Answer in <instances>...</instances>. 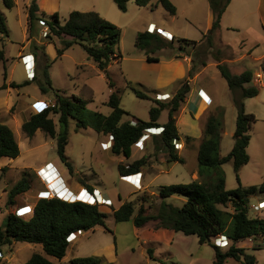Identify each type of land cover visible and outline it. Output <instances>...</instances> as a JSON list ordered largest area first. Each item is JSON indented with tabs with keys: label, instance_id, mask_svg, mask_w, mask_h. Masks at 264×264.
I'll list each match as a JSON object with an SVG mask.
<instances>
[{
	"label": "rangeland",
	"instance_id": "1",
	"mask_svg": "<svg viewBox=\"0 0 264 264\" xmlns=\"http://www.w3.org/2000/svg\"><path fill=\"white\" fill-rule=\"evenodd\" d=\"M200 1L201 3L195 4L185 0H172L171 3L178 9L177 14L172 16L161 7L158 0H151L150 5L146 8L136 6L134 0H128L125 13L119 11L112 0H38L39 12L32 23L30 33L27 23V8L31 0H16V5L12 9H6L2 0H0V11L5 18L9 33L8 38H5L4 41L7 74L11 73L16 82H22L25 79L23 73L25 62L22 57L20 58L21 63H18V53L24 45V50L29 49L39 55L41 66L38 73L40 78L38 79H42L41 73L45 66L43 53L45 51L43 50L44 52L42 53L39 43L49 42L56 48L60 47L58 38L52 37L51 40L42 38L43 30L48 27L45 21L49 20L54 13L58 14L62 24L72 11H93L99 13L102 18L121 30L120 41L115 54H120L122 58L109 66L108 74L115 82L117 88L124 89L121 95L120 107L129 114V116L124 117V121L132 117L147 121L149 120L150 108L155 106L156 95H154L155 92L152 90L155 74L138 70L139 61L136 58L142 57L144 59L145 52H141L135 47L136 35L139 32H143V29L150 22L156 23L158 27L171 23L173 27L182 28L179 34H175L177 38L181 37L186 40L198 41L207 26L209 10L207 0ZM251 5L250 9L254 11L255 7L253 4ZM235 8H238L237 1L233 2L225 13L222 20L221 33L218 35L216 32L213 35L212 47L207 45L205 38L200 41V44L197 42L195 45L188 46L180 43L177 38L169 41L158 33L156 34L161 36L166 42L172 43L171 46L163 49L166 55L175 53L178 50V45L182 44L185 47L183 52L191 54L197 64L201 60L206 62L217 61L226 66L232 75H239L246 69L252 71L253 81L246 84L245 87H257L259 94L256 97L244 99L243 103L245 111L253 114L256 122L249 131L250 142L247 148L249 162L243 166L238 176L241 186L248 188L250 186H259L264 181V68L263 61L256 59L264 54V40L260 39L253 48L242 46L249 43L248 40H250L253 27L251 25L253 22L251 21L255 20V14L246 16L243 21L235 14ZM167 19H173V21L168 22ZM225 24L230 25L229 27L232 28H225L227 27ZM241 40L244 42L239 44ZM47 58L51 62L48 72L52 87L55 90H58L61 95L68 98L73 95L81 98L86 102V110L90 113L98 112L105 116L111 113V108L105 104L110 95L105 74L97 69L95 63L87 56L80 45H73L61 57L56 55L53 59L48 56ZM126 72L132 77H138L135 79L142 81V84L130 82L132 80L126 77ZM205 72L208 78L212 79L211 85L216 89L220 99L218 109L220 110L223 123L220 155L226 156L231 151L234 142L233 133L237 109L234 102L228 97L229 89L219 70L214 66L209 67ZM4 81V68L0 65V86ZM178 86V81L173 82L168 86V90L173 93L172 91ZM131 88L145 94L147 98L137 97ZM38 91L40 90L36 81L29 86L25 85L18 89L16 88L15 91L16 95H18V92L21 99L31 104L30 111L34 114L40 111L39 103L36 102L39 97ZM231 93L233 99L240 96V91ZM50 94V91L46 93L45 100L50 101L53 99L54 95L51 94L52 96H49ZM170 100L171 98L160 102L167 103ZM213 113H215V110ZM179 115L180 110L176 113V118H179ZM51 118L57 123V116H51ZM184 118H193V116L189 115V117ZM167 119L168 111L164 110L161 112L158 122L164 124ZM133 122L135 121L133 120ZM202 130V120L194 123L191 119H188L184 123L180 122L178 124L180 139L175 142L181 141L185 145L181 151L175 148V153L183 158V163H168V153L164 156L162 153H165V151H162V149L155 151V157L152 156L151 161L162 162V165L160 166L161 171H159L157 176L155 174H148L147 176V180L151 183L149 189L154 193L152 195L150 192H143L142 190L137 193L131 192L132 188L126 183L139 188V179L137 182L136 176L128 177L123 180L126 183L120 180L117 166L123 164H118V162L126 159L114 156L110 149L105 151L100 142H106L108 138L97 134L90 128L75 131V122L70 121L65 155L73 167L71 174L68 173L57 156L56 140L46 136L41 131H38L33 138H28L21 129H15L14 135L20 147V155L18 158L8 161V168L0 170V225L10 213L17 214V212H20L18 214L22 215V213L28 212V208L32 211L34 207L32 203L35 202L39 191L44 189V186L39 185L36 178L33 177L32 171L28 167H33L38 161L43 159L57 160L61 163L63 170L67 172L65 173L66 182L72 185L70 186L71 190H62V196L72 201L93 202L94 199L91 195L88 193L80 195L77 191L78 188L74 186V184H78V181L82 182L85 179L93 186L98 187L103 193L106 191L113 200L114 206L97 205L99 211L106 215L105 228L97 226L92 231L78 233L77 239L69 243L66 255L61 260L48 257L53 264H71V260L74 258L88 256L97 257L104 264H213L214 249L209 245H200L196 236H186L180 232L162 229L154 221L146 223L141 228H136L133 218L126 222H115L112 214L113 210L124 201L133 203L134 215L141 204L146 208L147 214H155L160 203L158 198V188L160 186L190 183L192 181V173L197 171V149L201 141ZM186 137L192 138L193 143L188 145ZM141 144H143L142 141ZM152 144L156 145L154 138ZM140 155L133 147V155L128 162L138 159ZM221 171L225 178L226 189H236L238 183L232 162L229 161L223 164ZM75 175L79 177L76 178ZM23 177L28 179L31 184L30 189L26 193L17 196L13 206L8 205L10 189ZM57 187L59 189V186ZM119 194L120 201L117 200V195ZM96 195L99 202H102V199L108 200L102 197L99 192ZM44 196L42 194L40 198ZM48 196H50V193ZM142 197L143 201H141ZM166 201L180 207L185 199L172 196ZM23 204L27 205L23 206ZM29 204L33 205L32 208ZM256 204L264 205L263 195L260 193L249 197L248 216L250 218H255L257 215L261 217L264 213V208L260 212H255L250 208V206ZM220 208L228 212L232 211L230 205H227L226 209L221 206ZM29 217L30 214L24 216L23 219H28ZM214 239H212L213 243ZM262 243L261 238H255L252 241L245 240L241 243L242 247L247 249L246 252L255 257V264H264V248L254 249L256 246H262ZM228 247L221 248V250L226 251ZM36 251L42 252L40 245L14 243L9 248H2L3 258L0 259V264H23ZM148 251L151 252V256H149ZM226 264L240 263L228 259Z\"/></svg>",
	"mask_w": 264,
	"mask_h": 264
},
{
	"label": "trees",
	"instance_id": "2",
	"mask_svg": "<svg viewBox=\"0 0 264 264\" xmlns=\"http://www.w3.org/2000/svg\"><path fill=\"white\" fill-rule=\"evenodd\" d=\"M117 9L123 13L127 11L128 0H112ZM231 0H208L212 13L211 28L204 35L207 45L212 47L213 35L220 29L223 13ZM6 9L14 6L13 0H2ZM151 0H134L138 7H147ZM161 7L170 15L176 14V7L170 0H158ZM39 12L37 0H31L27 8L28 31L31 33L32 23ZM45 23L49 28L46 39L56 37L60 41V47L55 48L57 57H61L66 50L73 45H80L87 56L95 63L97 69L105 74L110 95L106 105L111 108V113L105 116L101 113H90L86 110V102L77 96L70 98L60 94L52 87L49 77L50 60L43 53L45 66L41 73L42 79L37 81L41 94L51 92L55 97V103L45 106L41 111L32 114L25 121L21 130L26 137L31 138L36 131L43 132L46 136L56 140V152L59 160L65 166L68 173L73 172V167L65 155L68 145L69 124L75 122V131L90 128L105 138L112 137L110 152L119 158L129 159L132 147L144 136L147 130L161 128V133L152 135L155 139V150H160L158 145L167 154L168 163H183L184 160L175 153V141H179V133L176 126V113L179 112L182 103L189 92L186 80L167 103L154 100L155 106L149 110V120L123 121L129 116L120 107L121 95L124 91L117 88L115 82L108 74V68L113 62L121 60L120 54H115L120 41L121 30L114 24L102 18L96 12L72 11L62 24L58 14L54 13ZM8 30L5 18L0 12V37H7ZM1 40V39H0ZM184 45H195L196 41L179 39ZM179 44L178 51L183 52L185 47ZM172 43L166 42L156 33L147 31L136 35L135 47L146 54L148 62H158L157 58L149 56L158 50H162ZM4 61V52L0 50V62ZM200 66H206L201 60ZM222 78L227 88L231 91H240V96L233 99L237 109L235 130L233 133V146L224 157L219 154L220 139L223 130L221 113L218 108L211 112L203 124L202 137L197 152L198 178L187 184L163 185L158 188L159 208L155 214H147L146 208L141 204L134 215V205L131 201L123 202L113 210L115 222H126L133 218L136 228H141L146 223L154 221L159 227L173 232H180L186 236H196L200 245H209L214 249L213 264H226L232 259L240 264H255L254 256L247 254L238 244L251 238H261L264 242V213L261 217L250 218L248 216L249 197L256 193L263 195L264 181L259 186L243 188L239 181V172L249 162L247 148L250 142L249 131L256 122L253 114L247 113L244 108V99L256 97L259 94L257 87H245L253 80V73L249 70L239 75H232L226 66L218 63ZM196 72V66L192 65L188 72V78H192ZM11 83L9 87L19 88L27 85ZM3 84L0 90L6 88ZM128 88V86H127ZM139 98H147L145 94L131 88ZM168 111V119L164 124H159L158 119L162 111ZM51 116H57V127ZM157 133V132H153ZM192 138L186 137V141ZM20 155V148L13 131L0 123V159H16ZM231 161L233 171L238 183L236 189L227 190L225 178L221 166ZM145 158L133 161L127 165H118L117 171L120 177L131 176L139 172L145 165ZM4 170V168L2 169ZM27 174V172H25ZM31 187L28 179L23 177L16 182L9 191L8 205L15 204V198L26 193ZM90 192L92 188L86 186ZM172 196L182 197L184 203L179 207L168 203L166 200ZM143 201V197L141 198ZM231 206L228 212L221 207ZM106 215L99 211L97 205H88L82 202H66L58 198L42 197L33 207V213L28 219L10 213L0 225V254L2 248H9L14 243H28L40 245L42 252H34L23 264H53L48 257L61 260L69 246L67 238L71 234L92 231L95 227L105 228ZM223 235L228 238V249L222 251L212 242L213 238ZM77 237V236H76ZM149 256L151 252L148 251ZM71 264H104L101 259L93 256L78 257L71 260Z\"/></svg>",
	"mask_w": 264,
	"mask_h": 264
},
{
	"label": "crops",
	"instance_id": "3",
	"mask_svg": "<svg viewBox=\"0 0 264 264\" xmlns=\"http://www.w3.org/2000/svg\"><path fill=\"white\" fill-rule=\"evenodd\" d=\"M185 1H187L189 3H195V4L201 3L200 0H198V1H196V0H185ZM236 1L238 2V8L237 9L235 8V14L241 20L244 21V18L246 16H249V15L252 16L253 13L255 14V20L254 21L250 20L251 22H253L251 24L253 27L251 29V33L252 34L250 35L251 36L250 40H248L249 43H248V45H242L243 47L253 48V47H255V44L260 39L264 40V0H231L229 5L227 6L225 12L222 15L221 22H220V29L217 31V34L219 35V33H221V29H222L221 27H223L222 20H223V17L225 15V13L229 9V7L232 5V3L236 2ZM13 2H14V6H15L16 5V0H13ZM207 2H208V0H207ZM37 3H38V0H37ZM204 3H203V5H204ZM251 4H253V6L255 7L254 11H252L250 9L252 7ZM176 9H177V7H176ZM176 14H177V11H176ZM175 15H173V16H175ZM167 21L168 22H170V21L172 22L173 19L172 20L167 19ZM211 24H212V13H211V9L209 7L207 26L205 27V29H204L205 31H204V33H202L200 39L198 41H196V42H199L198 44L201 43L200 41L203 40L204 35L211 28ZM150 25L154 26L156 29H161L162 31H165L167 34L172 35V37L175 38V39L177 38L175 34H179V32L182 30V28L173 27L171 23H168L167 25H164V26L160 25L161 27H158V25H156V23L150 22L147 25V27L145 29H143V31H147V29H148V27ZM225 26H227L225 28H232V27H229L230 25H228V24H225ZM8 36H9V33H8ZM8 36L7 37H0V39H1L0 40V50L2 49L3 52H4V41H5V38H8ZM177 39H183V38L178 37ZM254 39H257V40H254ZM243 42L244 41L241 40L239 44H242ZM39 44H40V46L44 47V51H45V53L47 54V56L50 59H53L56 56V54H55L56 53V50H55L56 47L53 44H51L49 42L48 43H44V44L40 42ZM24 49H25V46L23 45L21 47V49L19 50V53H18L19 62L18 63L19 64L21 63V61H20L21 57H23V56H32L33 61H34V78H33V80H28L26 78V72H25V69H24L23 73H24L25 79H23L22 82L14 81V79L12 77V74L11 73L7 74V71H6L7 69L5 68V64L7 62L6 57H5V52H4V61L0 62V65H2L3 68H4V80L5 81H4L3 84L7 85L6 88H3V89L0 90V123L8 126L13 131V133H14L15 129L16 130L21 129L22 124L25 121H27L29 119V117L32 114H34V113H31V111H30V105L31 104H29L27 101L21 99L20 98V94L18 92H17L18 95H16L15 94L16 88H11V87H9V85L11 83L22 84L24 82H28L27 85L29 86V85H31L32 82H34V81L37 82L39 80L38 78H40V77H38V73L40 71V66H41L39 55H37V53L32 51V50H29V49L24 50ZM141 52H144V51L141 50ZM164 53H166V52L162 49V50H158V51H156V52H154L152 54H149V56L157 58L158 62H148L146 60V54H145L144 59L142 57L136 58V60L139 61L138 70H140V71H149V72H152L153 74H155L154 75L155 76V81H154V86H153L152 90L155 92L154 95H156V100H157V95H160V96L166 95L165 96L166 98L168 96V98L166 100L172 98L173 95L177 92V90L182 85L181 84L182 81L186 80L188 82V85H189L190 89H189V92L187 94V97H186L185 101L182 103V105L180 107V115L178 116L179 118H176L177 129H178V124L180 122L184 123V121H186L188 119H191V121L194 122V123L200 122L202 120V122L204 124V122L207 119V116L211 112H214V110L216 108H218L219 105H220V99L218 97V93L216 92V89L213 87V85H211L212 79L210 77L208 78V76L205 74L206 73L205 71H207L209 67H214V66L216 67L218 62L217 61H215V62H213V61L212 62H209V61L206 62L205 61L206 62V66L202 67V66L199 65L200 62L198 64L194 62L193 57L189 53L180 52L178 50H176L175 53H172L173 55L171 53L169 55H166ZM256 59L258 61L259 60L263 61V68H264V54L259 56V57H257ZM192 65L196 66V72L194 73L192 78H188V72L191 69ZM22 67H23V65H22ZM126 77H128V79L132 80L130 82H136V83L142 84V81H140L139 79H135V78H138V77H132L127 72H126ZM177 81H178L179 86L174 91H172L173 93H171V91L168 90V86L171 83L177 82ZM160 90H163V91H160ZM38 92H39V97L36 99V102L39 103L40 110H42L45 106L50 105V103H52V104L55 103V97H53V99L50 100V101L49 100H45L46 94L43 95V94L40 93V91H38ZM199 93H200V95H203L205 99H203L199 95ZM49 96H52V95L50 94ZM228 97H229V99H231V101H233V95H232L230 90H229V93H228ZM161 101H165V100H161ZM189 115H192L193 118H184V117H189ZM136 119H138V118H133L132 117V118L127 119V120H130V122L132 123L133 120L135 121ZM123 121H124V119H123ZM158 121H159V119H158ZM56 127H57V123H56ZM12 128H14V129H12ZM38 131H36L35 135L38 133ZM178 133H179V131H178ZM152 135H153L152 133H147L146 135H144V138L142 139V143L143 144L139 143V145L141 147L137 148L136 146H133L136 149V151H138L141 154L140 157H138V159L145 158V160H146V163H145L144 167L139 172L136 173L137 182H138V179L140 181V185H139L140 187L139 188H135L134 186L126 183L125 181H123V177L119 176L121 181L125 182L127 185H129L132 188V190H131L132 193H137L139 190H142L143 192L146 191V192H150L152 195L154 194L149 189L151 187V183H149V181L147 180V176H148V174H155L157 176L159 171H161L160 170V166L162 165L161 164L162 162L158 163L156 161H154V162L151 161L152 160L151 159L152 156L155 157V151H156L155 150L156 145L152 144V142H153ZM33 137H31V138H33ZM106 140H104V141H106ZM108 140L106 142L101 141L100 144L101 143L102 144L103 143H107ZM149 143H151V144H149ZM179 143L182 145V148L178 149V151H181V150H183V147H184L185 143L181 142V141ZM192 143H193V140H191L187 144L190 145ZM109 144L111 146L112 141ZM133 147L131 149L130 158L126 159V160L122 159V160H120L118 162V164L125 165V164H130V163H132L135 160H138V159H134V160L128 162L132 158ZM158 147L160 149H162L160 147V145H158ZM198 148H199V145H198ZM105 151H107V150H105ZM162 151H165V150L162 149ZM197 152H198V149H197ZM166 154H167L166 151H165V153H162V155H164V156ZM219 154H220V150H219ZM221 157H224V156H221ZM6 159H8V158H1L0 159V170H2L3 168H8V164L7 163L11 159H9V160H6ZM60 162L57 161V160H46V159H43L41 161H38V163L36 165H34L33 167H28L29 169H31L32 175H33V177L36 178V180L38 181L39 185L44 186V189H41L40 191L38 190L39 191L38 196H37L35 202H33L32 204L35 205L37 200L40 198V195H42V194L45 195L44 197H48L49 194L46 191V186L47 185H51L50 186L51 190H53V192H57L59 190L57 186H59L58 183L60 181V183H62V182L65 183L66 187H68L69 190H71L70 186H72V185L68 184L66 182L67 180H66V176H65L66 174L65 173H67V172L65 170H63V168L61 167V163ZM47 164H50V169H51L52 173H54V174L50 175V176L49 175H43L44 177L48 178L46 181H44V179L40 178L37 175V173H38V171L40 169L45 167ZM44 170L46 171V169H44ZM197 170H198V166H197ZM82 176H84V175H82ZM59 177L62 178L63 181L61 179L57 180ZM75 177L78 178L79 176L75 175ZM197 177H198L197 171H194L192 173V181L196 180ZM84 178H87V177L84 176ZM54 185H55V188H53ZM74 186L77 187L78 190L82 189V188L84 189V188H86V186H90L92 188V190L96 189L101 194L102 197L107 198L108 200H110L111 203H112V206H114L113 200L111 199V197L108 195V193L106 191L103 193L98 187L93 186L87 180L84 179V181H82V182L78 181V184H74ZM117 196H118L117 200L120 201L121 200L120 199V194L117 195ZM122 203L123 202H121L118 205V207ZM32 204L31 205L29 204V206L31 208L33 206ZM25 205H27V204H23V206H25ZM227 240H228V238H227ZM247 240L252 241V240H255V238H251V239H247ZM242 242H240L238 244V247L243 248L245 250V252H246L247 249L242 247V245H241ZM261 247L262 246H256V247H254V249L256 250V249H259Z\"/></svg>",
	"mask_w": 264,
	"mask_h": 264
},
{
	"label": "built area",
	"instance_id": "4",
	"mask_svg": "<svg viewBox=\"0 0 264 264\" xmlns=\"http://www.w3.org/2000/svg\"><path fill=\"white\" fill-rule=\"evenodd\" d=\"M49 28L47 27V29L46 30H43V32H42V38H46L47 37V35L49 34ZM147 31L148 32H150V33H158L159 35H161L162 37H164V38H166L167 40H169V41H172V39H173V37H172V35H170V34H167L165 31H162L161 29H156L154 26H152V25H150L149 27H148V29H147ZM31 57V58H30ZM23 58V60H24V62H25V72H26V78L28 79V80H33V78H34V61H33V58H32V56H23L22 57ZM199 95H200V93H199ZM165 96L166 95H163V96H160V95H157V100H159V101H161V100H166L167 98H165ZM203 99H205L204 98V96L203 95H200ZM168 97V96H167ZM41 111V110H40ZM131 124H135V122H132ZM155 131H157V132H160V129H158V130H155ZM147 132H150V130H147ZM151 132H153V131H151ZM144 138V136L140 139V141H138L136 144H135V146L137 147V148H139V147H141L140 145H139V143H141V141H142V139ZM112 140V137H109V140H108V142L107 143H103L102 144V148L103 149H105V150H109L110 149V147L108 146L109 145V141H111ZM174 145H175V148L176 149H180L181 147H182V145L179 143V142H174ZM44 169H46V171L44 170ZM43 173V174H42ZM38 174L39 175H53L54 173H52V171H51V169H50V164H47L45 167H43L42 169H40L39 171H38ZM136 176V174L135 175H131V176H127V177H123V180H125L126 178H128V177H135ZM57 180H60L59 178L57 179ZM58 185H59V190L57 191V192H53L52 194H50V196H49V198H58V199H60V200H63V201H66V202H75V201H78V202H82V203H85V204H88V205H102V206H109V207H112V203H111V201L110 200H104V199H102V202H99V200H97V195H96V193L98 192L96 189H94V190H92L91 192L89 191V190H87V189H83L82 191H85V192H87L89 195H91L92 197H93V199H94V201L93 202H84V201H81V200H75V201H72V200H70V199H66L64 196H62L61 194L63 193V191L62 190H69V188L68 187H66V185H65V183H60V181H59V183H58ZM42 198V197H41ZM40 199V198H39ZM250 208L253 210V211H255V212H259V211H261V210H263V208H264V205L262 206V205H252V206H250ZM27 209V208H26ZM28 210V212L26 211V213H22V215H19L18 213H20V212H17V214L16 215H18V216H22V217H24V216H26V215H28V214H30V216L32 215V213H33V209H32V211L28 208L27 209ZM256 217H259L258 215L256 216ZM77 234H71L68 238H67V241L69 242V243H71V242H73L77 237ZM214 244L215 245H217L218 247H220V248H224V247H227L228 246V240H227V237H225V236H222V235H219V236H217L215 239H214ZM262 248H264V242L262 243ZM3 257H2V255L0 254V259H2Z\"/></svg>",
	"mask_w": 264,
	"mask_h": 264
},
{
	"label": "clouds",
	"instance_id": "5",
	"mask_svg": "<svg viewBox=\"0 0 264 264\" xmlns=\"http://www.w3.org/2000/svg\"><path fill=\"white\" fill-rule=\"evenodd\" d=\"M148 32V31H147ZM159 101V100H158ZM159 129V128H158ZM157 129V130H158ZM147 133H150V132H147ZM153 133V132H152ZM161 133V128H160V132L159 133H156V134H153V135H158V134H160ZM112 141V140H111ZM111 141H109V143L111 142ZM140 141V140H139ZM109 147H111L110 146V144H109ZM40 178H43L44 179V181H46L48 178H46V177H44L43 175H39V174H37ZM127 177V176H126ZM59 179H61L62 181H63V179L62 178H60L59 177ZM45 184V183H44ZM46 185V184H45ZM51 185H47L46 186V191L48 192V194L50 193V194H52L53 193V190H51V187H50ZM54 188H55V185H54ZM86 189V188H85ZM49 197V196H48ZM75 202H78V201H75ZM223 236V235H222Z\"/></svg>",
	"mask_w": 264,
	"mask_h": 264
},
{
	"label": "bare ground",
	"instance_id": "6",
	"mask_svg": "<svg viewBox=\"0 0 264 264\" xmlns=\"http://www.w3.org/2000/svg\"><path fill=\"white\" fill-rule=\"evenodd\" d=\"M166 98V97H165ZM168 98V97H167ZM83 189H79L78 190V192H79V194L80 195H86L87 194V192H85V191H82ZM37 203V202H36ZM34 205V204H33Z\"/></svg>",
	"mask_w": 264,
	"mask_h": 264
},
{
	"label": "water",
	"instance_id": "7",
	"mask_svg": "<svg viewBox=\"0 0 264 264\" xmlns=\"http://www.w3.org/2000/svg\"><path fill=\"white\" fill-rule=\"evenodd\" d=\"M158 128H153V129H149L150 130V133H152L151 131H155V130H157ZM152 134H154V133H152Z\"/></svg>",
	"mask_w": 264,
	"mask_h": 264
}]
</instances>
